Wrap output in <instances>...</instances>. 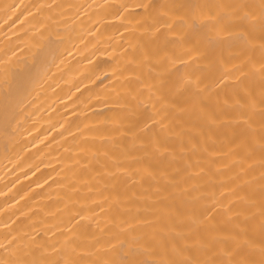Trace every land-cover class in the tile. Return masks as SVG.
I'll return each instance as SVG.
<instances>
[{
  "label": "bare ground",
  "instance_id": "6f19581e",
  "mask_svg": "<svg viewBox=\"0 0 264 264\" xmlns=\"http://www.w3.org/2000/svg\"><path fill=\"white\" fill-rule=\"evenodd\" d=\"M0 264H264V0H0Z\"/></svg>",
  "mask_w": 264,
  "mask_h": 264
}]
</instances>
